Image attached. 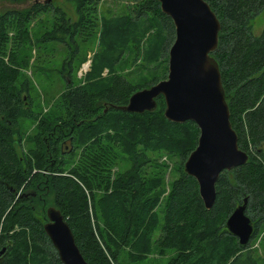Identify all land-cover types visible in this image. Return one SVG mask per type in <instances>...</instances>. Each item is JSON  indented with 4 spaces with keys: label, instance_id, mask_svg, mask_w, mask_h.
Listing matches in <instances>:
<instances>
[{
    "label": "trees",
    "instance_id": "trees-1",
    "mask_svg": "<svg viewBox=\"0 0 264 264\" xmlns=\"http://www.w3.org/2000/svg\"><path fill=\"white\" fill-rule=\"evenodd\" d=\"M5 1L26 6L0 12V264H64L44 228L49 206L61 210L90 264L164 257L165 264H258L250 243L264 229V29L255 35L253 22L264 0H206L221 23L212 55L239 147L249 155L220 174L210 209L184 168L198 145V125L168 120L162 95L154 111L122 109L136 91L168 77L176 30L159 0H130L129 13L100 18L101 0H72L75 21L53 0ZM51 11L59 16L36 43L68 46L60 70L67 76L44 111L36 110L23 72L31 61L22 54L35 42L32 22ZM96 35L91 69L75 85L73 64L85 61L82 44ZM130 51L136 70L129 77L118 66ZM146 70L151 77H141ZM25 121L35 122L31 132ZM24 141L29 147L19 152ZM164 156L174 161L169 187ZM245 200L254 232L242 245L226 223Z\"/></svg>",
    "mask_w": 264,
    "mask_h": 264
},
{
    "label": "water",
    "instance_id": "water-1",
    "mask_svg": "<svg viewBox=\"0 0 264 264\" xmlns=\"http://www.w3.org/2000/svg\"><path fill=\"white\" fill-rule=\"evenodd\" d=\"M162 11L175 25L176 37L169 51L168 77L136 91L122 109L143 113L158 107L165 99L168 120L194 121L200 129L197 147L185 162V171L199 183L207 209L216 200V183L224 170L248 162L240 149L238 135L231 123L218 61L212 55L219 45L221 23L206 0H159ZM247 200L230 215L226 226L242 245L252 238L254 223L246 213ZM45 231L64 264H90L76 243L74 233L55 206L47 208ZM0 251V255L5 252Z\"/></svg>",
    "mask_w": 264,
    "mask_h": 264
},
{
    "label": "rangeland",
    "instance_id": "rangeland-1",
    "mask_svg": "<svg viewBox=\"0 0 264 264\" xmlns=\"http://www.w3.org/2000/svg\"><path fill=\"white\" fill-rule=\"evenodd\" d=\"M55 6L61 7L66 12L67 17L73 21L78 19L76 11V4L72 0H53ZM26 5H12L5 0H0V12H4L9 8H23ZM132 2L130 0H101L98 6V17H113L116 15L127 14L132 9ZM59 15L54 11L41 14L31 24V31L33 33L34 45L29 46L28 49L22 54L26 55L30 59V66L23 70V72L31 79L32 84V95L35 97L36 110L47 111L52 105V100L65 88V76L62 77L60 70L62 69L63 62L68 56V46L64 44H57L55 40L47 43L37 44V38L41 37V34L46 28L53 26V22ZM101 20V19H100ZM100 23V21L98 22ZM101 30V25L98 28ZM264 29V10L254 19L253 22V33L260 35ZM98 38L96 37L92 42H84L82 44L81 55L86 54L87 57L80 65L76 60L73 64L74 69V83L75 85H81L85 80V76L91 69L92 56L96 48L98 47ZM57 44V45H55ZM45 47V48H44ZM127 59L125 62L120 64L119 73L129 75V73L136 70L135 65H131L133 61L134 53L130 51L126 55ZM85 64H88L85 67ZM153 71V70H151ZM108 74V69L103 73ZM130 77V75H129ZM141 77H151L149 71H141ZM139 76H132L133 81H138ZM24 128L31 132L32 127L35 125L34 121H25ZM27 142L24 141L23 145L19 147V152L27 151ZM169 164L168 172L166 175L167 186H170L171 181L176 178V174L173 171V160L168 159L166 156L162 158ZM128 165L124 164L121 169L127 168ZM251 251L253 256L257 258L258 264H264V229L260 231L257 237L251 241ZM169 257L160 258L154 264H165Z\"/></svg>",
    "mask_w": 264,
    "mask_h": 264
}]
</instances>
